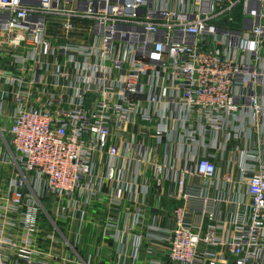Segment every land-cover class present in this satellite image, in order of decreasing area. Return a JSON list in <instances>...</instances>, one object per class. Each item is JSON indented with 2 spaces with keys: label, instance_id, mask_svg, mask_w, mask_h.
I'll return each mask as SVG.
<instances>
[{
  "label": "built area",
  "instance_id": "built-area-1",
  "mask_svg": "<svg viewBox=\"0 0 264 264\" xmlns=\"http://www.w3.org/2000/svg\"><path fill=\"white\" fill-rule=\"evenodd\" d=\"M138 124L168 157L188 146L180 165H154L180 173L183 203L172 227L139 206L121 231L108 218L106 235L124 249L146 226V251L166 258L150 264H264V0H0V153L14 168L0 264H50L43 239L70 246L58 222L147 192L123 181L153 150ZM216 133L248 140L235 176L208 151L223 150Z\"/></svg>",
  "mask_w": 264,
  "mask_h": 264
},
{
  "label": "crops",
  "instance_id": "crops-1",
  "mask_svg": "<svg viewBox=\"0 0 264 264\" xmlns=\"http://www.w3.org/2000/svg\"><path fill=\"white\" fill-rule=\"evenodd\" d=\"M137 135L138 142L144 140L145 144H148L153 148L150 161L139 171L135 167L125 170L123 175V181H137V187H147L145 194L136 193L132 201H125L123 206L119 209H110L106 204L96 202L85 207V212L82 216L79 213L68 217L67 221L58 222L61 232L68 243H52L42 240L43 248H52L56 259L50 262V264H62L63 258L68 256L76 258L81 262H87L88 264H150L153 260L165 261L164 253L150 254L146 250V226H139L135 229V233L138 237L133 238L131 235L128 237L126 247L123 249L118 245L119 241L114 240L112 237L106 235L108 231L105 227L108 218L117 219V228L122 230L123 226H127L130 221V213L137 207H141L146 210L147 213H153L156 215V224L160 227H172L174 220L172 218V209L178 205H182L183 200L179 196L178 179L180 173H169L168 170L157 172L154 169L155 164L164 165L168 159H178L177 165L181 164V159L177 158L179 155H187L189 153L188 146L179 148V145L174 144L172 148V155L164 154L163 145L155 146L150 137L140 134L143 129L142 125H136L130 127ZM139 133V134H138ZM144 138H143V137ZM217 140V145L220 143L227 159L218 158L223 150L208 149L211 154H215L216 163L224 170H229L233 176L237 175L238 170V147L241 149L243 145L247 144L244 138L240 139L237 143L225 142L224 135L222 133L211 134L208 140ZM113 143H117V139H112ZM0 150L7 151V144L4 139H0ZM0 153V187L6 184V179L13 174V166L3 161ZM8 157V156H7ZM96 161L101 165V168L107 163L108 157L106 154L96 155ZM105 167V166H104ZM104 167L102 171L104 170ZM137 172V173H136ZM113 186V182L106 180L103 186V191L107 192ZM50 208V207H49ZM127 214V215H126ZM148 223L146 219L145 225ZM8 232L11 229H7ZM113 232V231H111ZM135 239L139 242V249L137 258L131 257L133 251V244ZM125 242L126 238L122 239ZM50 243V244H49ZM124 244V243H123ZM66 245V246H65ZM52 246V247H51Z\"/></svg>",
  "mask_w": 264,
  "mask_h": 264
}]
</instances>
